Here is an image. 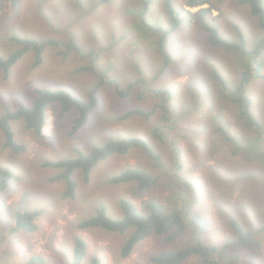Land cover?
<instances>
[{
    "label": "rangeland",
    "instance_id": "rangeland-1",
    "mask_svg": "<svg viewBox=\"0 0 264 264\" xmlns=\"http://www.w3.org/2000/svg\"><path fill=\"white\" fill-rule=\"evenodd\" d=\"M146 1L111 0L101 5V0H19L14 7L12 0H0L1 57L19 48L10 42L16 34L39 41L75 39L82 48L66 58L63 51L67 48L50 46L45 50L44 65L37 69L33 68L36 53L31 51L11 69L9 77L0 68V116L8 107L31 106L38 88L66 89L89 98L102 77L108 80L99 91V105L88 124L74 135L78 112L63 114L59 104L47 110L44 137L28 130L23 121L12 123L16 141L26 146L24 151L6 149L0 130V169L13 175L0 194V237L7 239L5 244L0 242V264H26V259L39 253L48 258V264H68L73 256L68 248L76 236H82L89 246L82 264H93L96 257L101 264H154L152 257L165 251L198 243L223 247L234 240L233 218L249 229L264 231V153L254 145L251 151L254 154L256 149L257 157H251L243 147L238 158L232 146L220 151L225 140L211 146L218 128H225L227 138L229 131L244 135L232 121L247 125L233 103L234 80L218 84L213 72L224 75L229 68L236 73V69L252 67L251 55H242V49L226 54L210 44L204 28L205 24L215 28L223 40L237 44L242 42L241 31L246 48L252 49L264 40L259 19L239 0H213L215 7L206 17L197 13L211 4L193 8L186 4L188 0H150L146 7ZM167 3L184 18L182 30L178 27L174 34L169 13L165 16L161 11L167 10ZM165 38L168 42L162 49L166 56H159L156 42ZM82 66H93L94 71L77 72ZM256 68L257 74L250 76L249 103L259 119L264 116V52ZM133 84L128 97H123L120 92ZM165 98L170 102L167 117L160 106ZM133 109L153 114L120 119ZM122 138L148 141L160 156L158 165L139 147L127 155H113L93 169L89 183H85L83 172L77 171V198L65 200V183L55 179L58 173L45 162L76 157L77 149L89 153L94 146ZM243 143L236 141L239 146ZM127 168L153 172L161 180L148 191H141L135 183L113 184L112 178ZM121 198L144 212L150 201L162 204L168 212L191 209L209 220V228L197 236L190 225L173 243L152 235L123 259L121 248L130 234L110 233L100 227L77 230L79 221L95 214L102 204L111 217L123 218ZM36 210L43 211L36 221L38 230L30 234L13 230L18 211ZM186 218L190 220V215ZM258 239L259 248L232 245L227 252L239 257L235 262L218 256L213 264H264V232ZM7 254L12 256L10 263L4 257ZM204 261L193 256L182 264H208Z\"/></svg>",
    "mask_w": 264,
    "mask_h": 264
},
{
    "label": "trees",
    "instance_id": "trees-1",
    "mask_svg": "<svg viewBox=\"0 0 264 264\" xmlns=\"http://www.w3.org/2000/svg\"><path fill=\"white\" fill-rule=\"evenodd\" d=\"M14 2V7H17L19 0H12ZM111 0H101V5H104ZM224 1V0H219ZM243 5H247L251 9V13L259 19V25L264 31V4L263 0H239ZM150 0L146 1V7L149 6ZM187 5L197 8L202 7L207 4H211L212 7L202 8L197 14L198 17L210 16L212 13V8L215 7L213 0H188ZM167 10L162 8V13L167 16L170 15L172 21L171 33L174 34L179 25L181 24L180 14L177 12L172 3H167ZM220 12V11H219ZM208 41L211 45L220 47L226 51V54L235 52L242 49V55H251L249 63L253 66L248 68L243 67L242 70L228 69L227 73L221 75V72L214 70V76L216 77V82L218 84L225 83L230 79L234 80L231 85L232 89L235 87V97L234 105L240 109L243 119L247 121V125L244 122L232 121L234 126L237 127L244 135H249L248 139H245L244 135L236 132L232 134L228 132L227 138L226 130L222 126L218 128L217 137L211 142V146L215 142L226 141V145L220 148V151L224 147L232 146V153L236 156L243 153L246 147L249 155L252 157H257L256 149H254V154L251 151L253 146H259V149L264 153V116L262 118H257L255 115L251 104L249 103V90H250V76L256 72V65L258 59L262 52H264V40L258 43L252 49L246 48V41L244 35L239 31V36L241 38V43H230L223 40L217 29L211 28L205 24L204 26ZM238 29V28H237ZM168 35V33H166ZM10 42H15L19 45L18 49L13 50L11 53L6 54L5 57L0 56V68L2 69L4 76L9 77L11 69L21 60L26 54L34 51L36 53V59L33 64V68H39L45 63V50L53 46L58 48L59 46H64L67 51H63V55L68 58L71 54H78L81 52L82 48L78 45L75 39H65V41L59 42L56 40H45L39 41L37 39L26 38L22 35L16 34ZM168 42L167 38L163 39L161 42H156V46L159 47V56H166L165 51L162 49L163 46ZM63 44V45H62ZM65 61V60H64ZM241 68V67H239ZM91 72L94 71L93 66H82L77 70V72ZM258 76H260L258 74ZM119 84V82H113ZM108 84L106 77H102L101 80L94 86L90 91L89 98H82L66 89L54 90L51 88H38L36 89L35 102L31 106L20 105L18 109L13 110L11 108H6L4 113L0 116V130L6 138L5 148L12 149L19 153L26 149V146L19 144L16 141L15 133L13 130L12 123L16 121H23L26 123L28 130L35 132V134L44 137V126L47 118V110L52 104H59L61 107V112L63 114L71 113L77 110L78 116L73 122L74 135L76 132L81 130L89 121L91 114L95 111L99 105V91L105 85ZM111 84V82H110ZM113 84L112 86H116ZM134 84L130 86L126 91L120 92L123 97H128V91L132 89ZM168 93V92H166ZM165 95V93H164ZM167 105H170L169 99L161 103V109L164 111L166 117L170 114ZM218 112L222 113L221 110ZM153 112H146L143 109H133L124 112L122 119H129L132 116L138 117H150ZM217 114V112H215ZM226 114V113H225ZM217 118L219 117L216 115ZM241 116V115H240ZM230 118V117H229ZM231 120V119H230ZM233 126V127H234ZM250 130H255V132H250ZM253 135V138L250 134ZM256 136V137H255ZM241 139L244 143L242 146L236 144V141ZM263 140V141H262ZM142 148L158 165L160 161V156L156 155L148 141L143 139H117L108 140L104 145L94 146L92 151L89 153L84 152L81 149H77V156L70 157L59 161H47L45 166L54 169L58 174L55 179L58 181H63L66 185V191L63 194L65 200H75L78 195L79 182L75 179V173L77 171H82L84 175L85 183L91 181V173L93 169L98 166L101 162L108 160L113 155H127L135 148ZM12 173L0 169V194L7 188L8 181L12 178ZM161 180L160 175L157 176L153 172L145 171L142 169H132L127 168L124 172L116 175L112 178L111 182L115 185H126V184H137L141 191H148L155 187ZM111 208V204H108ZM120 205L123 210V218L114 219L107 213L106 206L102 204L100 209L89 218L85 220H80L77 226V230L84 232L90 230L93 227H100L108 230L110 233H118L123 236L130 234L126 239L127 241L121 248V257L123 259L129 258L137 246L148 239L149 237H166L165 240L169 243H173L180 237H182L190 225H192L195 230H197V236L206 233L209 228V220L202 216L200 213H195L190 210H179L175 209L168 212L164 209V206L158 202L150 201L146 204L147 212L141 211L138 206L127 198H121ZM184 211V212H183ZM186 213V214H184ZM43 215V211L36 210L33 212L29 211H18L16 213V225L13 229L14 231H23L27 234L33 233L38 230L36 221L40 216ZM190 215V220L186 218ZM230 227L234 233V240H230L220 246H207L201 243L197 245L190 246L186 249L165 251L159 255L152 257V263L154 264H182L193 256H199L201 259L205 260V263L213 264L218 256L231 259L230 262H235L239 257L228 254V249L232 245H236L241 248H259L261 245L258 235L264 231H256L246 227L241 221L237 219L230 220ZM12 230V231H13ZM13 231V232H14ZM0 242L2 244L7 243L6 237H0ZM73 256L68 264H82L85 260L88 252L89 246L86 240L82 236H76L74 244L68 248V251ZM9 254H12L10 252ZM8 257L4 256L6 260L11 262V255ZM230 256V257H228ZM47 257L43 254H34L32 257L26 259V264H48ZM234 259V260H233ZM18 264V263H17ZM22 264V263H19ZM93 264H101L99 258L93 260ZM122 264V263H119Z\"/></svg>",
    "mask_w": 264,
    "mask_h": 264
},
{
    "label": "clouds",
    "instance_id": "clouds-1",
    "mask_svg": "<svg viewBox=\"0 0 264 264\" xmlns=\"http://www.w3.org/2000/svg\"><path fill=\"white\" fill-rule=\"evenodd\" d=\"M197 8H198V7H197ZM201 9H202V8H201ZM201 9H199V11H200ZM180 19H181V24L179 25V28L182 30V25H183L184 18H183V17H180ZM76 96H77V95H76ZM87 124H88V123H87ZM87 124H86V125H87ZM86 125H85V126H86ZM85 126H84V127H85ZM84 127H83V128H84ZM83 128H82V129H83ZM82 129H81V130H82Z\"/></svg>",
    "mask_w": 264,
    "mask_h": 264
}]
</instances>
